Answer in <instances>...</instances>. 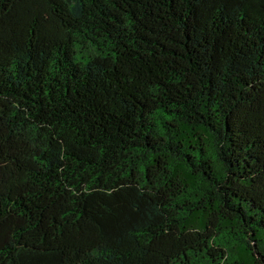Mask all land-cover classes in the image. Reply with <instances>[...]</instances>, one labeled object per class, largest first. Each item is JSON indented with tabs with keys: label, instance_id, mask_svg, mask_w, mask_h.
Instances as JSON below:
<instances>
[{
	"label": "trees",
	"instance_id": "1",
	"mask_svg": "<svg viewBox=\"0 0 264 264\" xmlns=\"http://www.w3.org/2000/svg\"><path fill=\"white\" fill-rule=\"evenodd\" d=\"M0 264H264V0H0Z\"/></svg>",
	"mask_w": 264,
	"mask_h": 264
}]
</instances>
